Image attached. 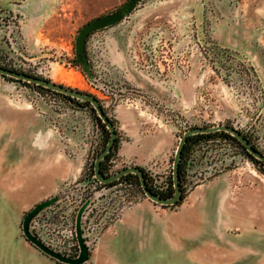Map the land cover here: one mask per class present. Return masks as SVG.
I'll return each mask as SVG.
<instances>
[{
  "label": "rangeland",
  "instance_id": "1",
  "mask_svg": "<svg viewBox=\"0 0 264 264\" xmlns=\"http://www.w3.org/2000/svg\"><path fill=\"white\" fill-rule=\"evenodd\" d=\"M124 1L0 0V13L14 16L19 28L9 50L11 62L34 61L37 70L30 73L94 94L112 117L118 104L133 108L150 129L172 130L176 145L190 127L224 123L237 127L264 153V0H136L118 21L88 34L85 67L75 50L80 27ZM30 17L36 23L27 32ZM120 44L124 53L116 48ZM183 64L190 74L179 81ZM143 75L154 82H144ZM0 88L8 103L44 117L67 157L82 159L80 175L59 180L53 193L33 203L31 208L47 201L28 227L66 256L76 257L88 242V257L65 262L29 240L41 253L64 264H102L94 262L95 253L99 246L108 250L110 243L115 246L112 264H264V165L238 141L219 134L191 142L187 163L196 147H206L208 154L186 165L184 198L197 192L195 198L207 197L206 205L185 210L187 202H156V210L145 213L137 228L126 230L117 224L147 197L135 178L121 179L130 196L117 213L110 192L101 187L78 200L103 136L90 105L2 74ZM110 158L106 175L109 168L127 166L116 152ZM151 159L161 171L167 157L153 156L147 163ZM196 170L212 173L195 181ZM64 181L70 185L62 189ZM111 234L117 236L105 241Z\"/></svg>",
  "mask_w": 264,
  "mask_h": 264
},
{
  "label": "crops",
  "instance_id": "2",
  "mask_svg": "<svg viewBox=\"0 0 264 264\" xmlns=\"http://www.w3.org/2000/svg\"><path fill=\"white\" fill-rule=\"evenodd\" d=\"M26 21L28 32L35 27L36 21L32 17ZM113 46L111 44L110 48ZM116 48L123 53L126 51L124 44ZM187 67V64H183L178 70L179 81H186L189 77ZM172 76L175 78V75ZM141 78L146 83L154 82L150 77L148 80L145 76ZM6 97L0 88V264H15L16 255L19 258L16 264H64L41 253L31 244L22 231V219L33 203L56 190L59 180L80 175L82 159L80 156L71 158L64 154L61 143L51 132L44 117L29 107L8 103ZM113 118L119 132L116 153L125 165L144 168L153 156L170 158L174 152L177 141L175 133L170 129H150L133 108L118 104ZM196 188L199 190L201 187L197 185ZM196 195L197 192L189 193L180 203L181 206L187 202L189 205L184 209L191 210L190 207L207 204V197L195 198ZM236 200V209L239 210V197ZM156 208L155 201L142 197L133 209L125 213L117 224L118 228H137L143 215ZM116 236L111 234L104 240L109 241ZM103 247L100 249L99 246L94 262L112 264L114 244L109 243L106 247L108 250Z\"/></svg>",
  "mask_w": 264,
  "mask_h": 264
},
{
  "label": "water",
  "instance_id": "3",
  "mask_svg": "<svg viewBox=\"0 0 264 264\" xmlns=\"http://www.w3.org/2000/svg\"><path fill=\"white\" fill-rule=\"evenodd\" d=\"M136 0H126L124 1L118 8L109 11L107 13H103L100 15H97L91 19H89L87 22H85L79 29L75 41V50L76 54L81 60L83 61V64L85 67H88V62L86 58V51H85V42L87 39V36L90 32L113 24L116 21H118L121 16L123 15V12L129 10L132 8ZM0 74L2 75H8L17 79L26 80L29 82H33L36 84H39L41 86L62 92L64 94L70 95L72 97L78 98L83 101H89L90 104L95 109L97 115L101 118V120L106 124V127L109 130V137L106 141V144L102 151L96 156L94 160V174L102 182H111L113 180L118 179L122 175L132 172L137 174L140 186L143 190V192L146 194L148 198L151 200L161 203V204H172L175 201L179 200L181 197V188L179 186V161L183 152V147L185 142L188 139V136L194 133L198 132H209V131H215V130H225L229 132L231 135L235 136L239 142L246 148V150L254 155L256 158L264 161V153L256 148L249 139L244 135V133L241 132L237 127L229 124H214V125H206V126H193L181 134L179 137L178 143L176 145L174 155H173V161H172V179H173V187L174 191L169 196H161L155 192H153L147 185L145 173L142 167L138 165H127L124 166L115 172L106 175L103 173L100 169V161L101 159L106 155V153L111 149L115 137H116V128L115 124L111 121L107 113L105 112V109L103 108V105L101 104L100 100L92 93L89 92H83L81 90L63 85L61 83L52 81L46 77L31 74L25 71L16 70L13 68H9L6 66H3L0 64ZM47 201H40L36 203L30 210H28L23 219H22V231L27 239H29L32 243L39 246L43 251L50 254L53 257H56L59 260L69 262V263H80L83 260H85L88 257V251L84 244H81V250L80 253L76 257H70L62 255L59 252H56L46 245H44L37 237H35L28 228V222L30 217L41 207L43 204H45Z\"/></svg>",
  "mask_w": 264,
  "mask_h": 264
},
{
  "label": "built area",
  "instance_id": "4",
  "mask_svg": "<svg viewBox=\"0 0 264 264\" xmlns=\"http://www.w3.org/2000/svg\"><path fill=\"white\" fill-rule=\"evenodd\" d=\"M18 30L19 28H18L17 20L15 19L14 16H8L6 13H0V64L10 67V68L26 71V72H31V71L34 72L35 70H37V66L34 61L33 62L28 61L26 63H19V62L12 63L10 60L11 58L10 57L11 55L9 53L10 46H12L16 42L17 37H18ZM99 89L104 90V87L101 86ZM91 152L93 153L94 149H92ZM205 154L206 156L208 154V150H206V147H203V146L196 147L194 150L190 152L189 157H188V163L186 162V165L188 164V167H192V165H194L196 161H198L199 159H202L203 157L202 155H205ZM87 161L88 159L86 158L83 161L84 164L87 163ZM110 161H111V164H114L117 162V159L115 156H112L110 158ZM172 161L173 160H170L169 158H167L161 171L157 170L156 168L157 161L155 159H151L146 164V167H145L146 172H148V174L153 178L155 183L158 184L157 185L158 187L157 186L156 187L160 190H164L169 185V181H167L164 178H166L168 175L169 176L171 175L172 177ZM186 161H187V158H186ZM112 171H115V169L109 168L110 174L112 173ZM211 173H212L211 171L203 172L202 170H199V171L196 170V173L193 175V177L196 178L195 181L203 180L204 178L209 176ZM157 175L160 176L158 177L160 179L157 178ZM90 176L91 177H89L87 183H83L84 185L79 186L78 189L81 193V196L78 200H81L83 196L89 192V189L95 188V187H101L110 192L109 198L111 199V204L113 205V212L117 213L119 209H122L124 205H126L125 201L128 198V196H130L129 195L130 192L128 191L127 185L123 184L121 179L113 180L114 182L111 181L112 183L110 182L105 183L97 179V177L94 174V170H92ZM73 180H76V177ZM63 183L64 185H62V189L70 185V184L67 185L68 183H70V181H64ZM172 185H173V181H172ZM40 241L44 245L49 247L50 249L58 252L56 249H54V247L52 248V246H50L45 241L43 240H40ZM86 246H88V242H86Z\"/></svg>",
  "mask_w": 264,
  "mask_h": 264
},
{
  "label": "trees",
  "instance_id": "5",
  "mask_svg": "<svg viewBox=\"0 0 264 264\" xmlns=\"http://www.w3.org/2000/svg\"><path fill=\"white\" fill-rule=\"evenodd\" d=\"M4 76H8V75H4ZM8 77H11V76H8ZM11 78H14V77H11ZM15 79L16 80H19V81L29 82V81H25V80H21V79H17V78H15ZM30 83H32V84H34V85H36L38 87H41V88H46V89H49V90H53V89H50V88L41 86V85L36 84V83H33V82H30ZM53 91H56V90H53ZM56 92L63 94L67 98H71V99L73 98V99H76V100L80 101V99L75 98V97H72L70 95L64 94V93L59 92V91H56ZM81 101L84 102L87 105H90V108L92 109V111L94 113V118L97 120V123L99 124V126L101 127L102 132H103V136L101 138L100 143H98V147H97V150H96V155H95V158H96V156L102 151V149L104 148V146L106 144V141L108 140L109 130L106 127V124L97 115L95 109L90 104V102L89 101H83V100H81ZM105 112L107 113V115L109 116V118L111 119V121L115 124V128H116V121H115V119L110 114H108V112L106 111V109H105ZM219 134H221L222 136L227 137V138L228 137L229 138L231 137L232 139H234V140H236V141L239 142V140L235 136L231 135L229 132H227L225 130H215V131H209V132H198V133H194V134H191V135L188 136V139H187V141L184 144L183 152H182V155H181V158H180V161H179V186L181 188V197H180L179 200L175 201L172 204H178V203H180L183 200L184 196L186 195V192H185L183 183H184V180H185V172H186V156H187V152H188V149L190 147L191 142L194 141V140H196V139L209 138V137H213V136L219 135ZM249 141H250V139H249ZM118 144H119V137H118V131H117V128H116L115 141H114L111 149L106 153V155L100 161V169H101V171L103 173H106L107 172L108 165H109L108 164V160H109L110 156L113 155L116 152L117 147H118ZM242 148L244 149V151L246 152V154L248 156H250L251 159H253L254 161H256V162L261 163V164L264 165V161L256 158L254 155L250 154L243 145H242ZM92 166H94V161L92 162ZM145 177H146V182H147L148 187L153 192H155V193H157V194H159L161 196H169V195H171L173 193V191H174V187L172 186L173 179H171L169 181V185L164 190H160L156 186L153 185V183L151 182V180L149 179V177L146 174H145ZM133 178H135L134 181L137 184L140 185V182H139V179H138L137 174L132 173V172L126 173V174L122 175L121 177H119L118 179H125L128 182H130V181H133ZM112 182H114V181H112ZM112 182H110V183H112Z\"/></svg>",
  "mask_w": 264,
  "mask_h": 264
},
{
  "label": "bare ground",
  "instance_id": "6",
  "mask_svg": "<svg viewBox=\"0 0 264 264\" xmlns=\"http://www.w3.org/2000/svg\"><path fill=\"white\" fill-rule=\"evenodd\" d=\"M57 72H58V71H57ZM59 73H60L61 76L64 75L63 71H61V70L59 71ZM9 103H10V102H9Z\"/></svg>",
  "mask_w": 264,
  "mask_h": 264
},
{
  "label": "flooded vegetation",
  "instance_id": "7",
  "mask_svg": "<svg viewBox=\"0 0 264 264\" xmlns=\"http://www.w3.org/2000/svg\"><path fill=\"white\" fill-rule=\"evenodd\" d=\"M4 66V65H3ZM7 67V66H6ZM10 68V67H9ZM14 69V68H13ZM16 70H18V69H16ZM20 71H22V70H20ZM26 72V71H25ZM28 73H30V72H28ZM32 74V73H31ZM36 75V74H35ZM40 76V75H39Z\"/></svg>",
  "mask_w": 264,
  "mask_h": 264
}]
</instances>
